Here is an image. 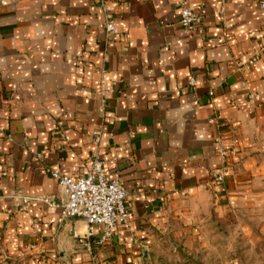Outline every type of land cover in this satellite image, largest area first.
Segmentation results:
<instances>
[{
    "label": "crops",
    "instance_id": "obj_1",
    "mask_svg": "<svg viewBox=\"0 0 264 264\" xmlns=\"http://www.w3.org/2000/svg\"><path fill=\"white\" fill-rule=\"evenodd\" d=\"M109 1L111 35L97 0H0V264H151L233 215L264 235V51L248 63L260 0ZM182 1L202 17L187 30ZM101 76L116 82L103 115ZM217 136L237 151L222 160ZM94 154L128 191V222L101 246L79 241L83 219L58 221L50 175L82 176Z\"/></svg>",
    "mask_w": 264,
    "mask_h": 264
},
{
    "label": "built area",
    "instance_id": "obj_2",
    "mask_svg": "<svg viewBox=\"0 0 264 264\" xmlns=\"http://www.w3.org/2000/svg\"><path fill=\"white\" fill-rule=\"evenodd\" d=\"M98 5L104 14V28L107 35L116 31L113 22L114 11L109 0H97ZM259 6L264 9V0H260ZM201 15L193 11L183 1L180 6L179 24L184 30L189 29L192 24L201 22ZM264 51V45L249 58L248 63L252 64L257 60V56ZM190 86L196 85L193 76L188 78ZM116 82L111 80L106 82L103 76L98 81L97 94L99 97V109L104 114L105 99L107 95L115 90ZM257 93L248 92V103L252 106L256 104ZM102 123L95 126L92 130V138L95 144H98L102 134ZM216 154L224 160L237 151V139H232L229 146H226L222 137L217 136ZM211 178L213 182H222L225 177V167L220 170L212 169ZM51 177L63 193V199L59 203L60 215L59 222L67 218H80L87 224V231L83 236H79V241L88 245L89 239H93L94 244L101 246L108 242L113 234L115 227L119 223L128 222V213L126 210V200L128 191L118 177L108 179L104 173L103 161L98 154H94L90 161L87 172L77 178L62 174L59 169L53 168L50 171ZM21 203L27 207L30 197L21 196ZM101 225L102 230L95 235L96 226ZM91 264H97L94 257H91Z\"/></svg>",
    "mask_w": 264,
    "mask_h": 264
},
{
    "label": "rangeland",
    "instance_id": "obj_3",
    "mask_svg": "<svg viewBox=\"0 0 264 264\" xmlns=\"http://www.w3.org/2000/svg\"><path fill=\"white\" fill-rule=\"evenodd\" d=\"M230 216L216 218L201 229L200 238L191 248L178 252L167 244L151 264H264V235L256 219Z\"/></svg>",
    "mask_w": 264,
    "mask_h": 264
},
{
    "label": "water",
    "instance_id": "obj_4",
    "mask_svg": "<svg viewBox=\"0 0 264 264\" xmlns=\"http://www.w3.org/2000/svg\"><path fill=\"white\" fill-rule=\"evenodd\" d=\"M142 253L143 254H142L141 260L142 259H147L148 258L147 250L146 249H143Z\"/></svg>",
    "mask_w": 264,
    "mask_h": 264
}]
</instances>
